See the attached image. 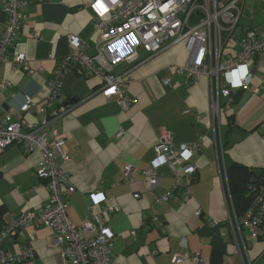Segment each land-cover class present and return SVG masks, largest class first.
Listing matches in <instances>:
<instances>
[{"label":"crops","instance_id":"crops-1","mask_svg":"<svg viewBox=\"0 0 264 264\" xmlns=\"http://www.w3.org/2000/svg\"><path fill=\"white\" fill-rule=\"evenodd\" d=\"M26 1L27 21L18 34L13 53H25L36 72L28 75L15 66L0 65V84L6 82L0 87V118L12 113L28 96L34 105L24 117L34 122L42 118L40 109L46 106L45 86L52 71L71 50L70 37L94 40V14L90 8L93 0ZM252 1L254 4L259 0ZM5 26L0 0V35ZM33 35L38 37L37 41L32 39ZM237 50L238 43L231 40L225 55L234 56ZM139 56L140 60L147 58L141 50ZM187 59L184 47L176 45L132 70L125 94L135 103L126 110H121L115 99L105 98L98 78L74 70L65 78L60 95L63 102L74 106L45 130H56L69 154V160L61 165L75 188L67 194L69 219L80 225L89 208L100 211L91 196L95 191L103 192L116 204L115 211L102 214L115 235L114 264H171L175 255L184 252L199 254L205 260L202 264H239L225 223L223 181L211 127L209 82L201 77L192 84L176 71ZM129 67L120 64L114 68V74ZM251 69L250 89L237 91L230 110L222 112L221 135L226 165L243 166L257 175L264 167V65ZM164 76L170 78V86L162 84ZM120 129L125 133L119 136ZM161 130L171 133L173 149L178 153L182 152V145L194 143L202 136L199 147L187 158V162L197 165L188 195L172 192L173 169L169 165L157 171L159 186L153 191L145 188L140 172L154 159V146ZM38 161V152L25 154L20 145L0 150V220L6 213L37 212L47 204L48 193L35 175ZM125 165L135 169L131 183L122 180L121 168ZM164 194H169V200L156 203ZM197 210L201 211L198 217L194 215ZM153 217L158 218V223L152 221ZM211 220L217 225L213 226ZM22 231L26 236L32 229ZM52 236L48 228L35 231L32 245L37 264H61L57 249L51 246ZM9 244L13 252H18V242ZM262 248L261 241H254L252 257L258 256ZM257 258L256 264H264V255ZM180 264L194 263L185 260Z\"/></svg>","mask_w":264,"mask_h":264},{"label":"built area","instance_id":"built-area-1","mask_svg":"<svg viewBox=\"0 0 264 264\" xmlns=\"http://www.w3.org/2000/svg\"><path fill=\"white\" fill-rule=\"evenodd\" d=\"M261 1V0H259ZM264 1V0H262ZM246 0H93L90 8L94 40L70 37V52L61 58L46 83V106L40 109L42 118L28 122L24 115L33 107L32 98L24 97L23 103L12 113L0 118V150L11 145H20L25 154L39 153L35 175L48 193L47 204L39 211H24L19 214L6 213L0 220V264H37L32 245L35 231L48 228L52 231V247L57 249L61 264H114L112 244L115 235L105 223L102 214H110L116 204L108 200L101 191L93 192L98 213L89 208L85 220L75 225L67 215V194L74 191L61 165L69 160L63 149L64 139L56 130L46 128L70 113L74 104L61 100L65 78L74 70L86 77H96L101 82V92L107 99H115L121 110H126L134 99L125 92L131 82V72L144 61L164 50L182 45L188 54L185 63L176 71L185 75L190 83H198L201 77L209 82L214 146L220 178L223 181V199L226 210L225 223L229 227L232 243L239 264H256L257 257L264 255V167L254 183L248 185L252 198L247 209L238 214L229 190L226 177L225 150L222 141V112L230 110L236 92L249 90L251 68L264 65V30L240 25ZM26 0H1V9L6 16V26L0 35V65H12L20 71L33 75L25 53L14 52V45L22 25L27 21ZM103 5V7H99ZM239 31L238 34L235 33ZM33 40L38 37L33 35ZM238 43L236 54L225 55L228 43ZM147 54L140 60L139 51ZM92 51V53H90ZM128 64L126 71L114 74V68ZM169 69V68H167ZM164 86H170V78H162ZM2 82L0 87H4ZM125 131L120 129L118 135ZM196 142L181 146V153L173 149L172 135L161 130L154 146L155 157L148 168L140 172L146 190L153 191L160 184L157 174L161 166L173 169L172 192L189 194L188 187L197 172V165L187 162ZM135 169L130 165L121 168L122 180L131 183ZM169 200V194L157 198L160 204ZM196 217L201 211L194 212ZM158 223V218L153 217ZM215 226L217 222L211 220ZM161 224V223H159ZM32 232L24 236L23 229ZM89 233V235H86ZM20 237H24L20 240ZM20 240V242H19ZM261 241L262 250L252 257L251 245ZM10 241L19 244L18 252L10 249ZM191 260L204 263L199 254L184 252L175 255L171 264Z\"/></svg>","mask_w":264,"mask_h":264},{"label":"trees","instance_id":"trees-1","mask_svg":"<svg viewBox=\"0 0 264 264\" xmlns=\"http://www.w3.org/2000/svg\"><path fill=\"white\" fill-rule=\"evenodd\" d=\"M260 175L243 166L227 165L226 177L230 193L238 214H242L248 207L252 198L248 190V185L254 183Z\"/></svg>","mask_w":264,"mask_h":264},{"label":"rangeland","instance_id":"rangeland-1","mask_svg":"<svg viewBox=\"0 0 264 264\" xmlns=\"http://www.w3.org/2000/svg\"><path fill=\"white\" fill-rule=\"evenodd\" d=\"M252 2V0H246L245 8L240 18V25L259 28L261 31V1H254V4Z\"/></svg>","mask_w":264,"mask_h":264},{"label":"snow or ice","instance_id":"snow-or-ice-1","mask_svg":"<svg viewBox=\"0 0 264 264\" xmlns=\"http://www.w3.org/2000/svg\"><path fill=\"white\" fill-rule=\"evenodd\" d=\"M99 7H101V8H102V7H103V5H99Z\"/></svg>","mask_w":264,"mask_h":264}]
</instances>
